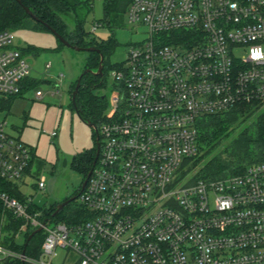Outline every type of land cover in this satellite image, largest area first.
<instances>
[{"label": "built area", "instance_id": "built-area-1", "mask_svg": "<svg viewBox=\"0 0 264 264\" xmlns=\"http://www.w3.org/2000/svg\"><path fill=\"white\" fill-rule=\"evenodd\" d=\"M127 18L144 37L110 72L98 156L77 192L83 216L53 221L23 191L44 189L45 177L28 182L35 152L0 120V262L264 264V161L215 179L188 171L203 117L240 104L264 111V0H131ZM29 70L0 31V98ZM33 231L43 233L36 256L1 243Z\"/></svg>", "mask_w": 264, "mask_h": 264}, {"label": "rangeland", "instance_id": "rangeland-1", "mask_svg": "<svg viewBox=\"0 0 264 264\" xmlns=\"http://www.w3.org/2000/svg\"><path fill=\"white\" fill-rule=\"evenodd\" d=\"M82 1L84 4L78 10V17L82 20L83 29L89 37L95 38L99 43L107 42L109 46L110 53L105 57V84L96 90L108 94L112 82L111 70L126 59L131 45L143 39L144 29L136 28L128 22V3L118 12L110 11L105 17V0ZM63 20L68 30L74 28L73 14L64 16ZM9 32L14 47L31 45L37 50V54L26 50L22 56L30 64L29 77L39 84L37 88L28 89L16 97L8 111L0 112V120L5 122L3 128L8 134L18 137L35 152L33 176L28 182L35 184L43 175L45 187L39 190L35 186H26L23 191L31 194L46 209L77 194L84 177L82 167L86 154L95 143L93 128L83 122L70 106V89L87 69L91 52L60 45L56 36L48 31L18 28ZM37 89L42 92L41 98L35 96ZM261 112L256 109L245 114V119L232 135L237 134L249 121L256 119ZM52 131H56L54 137L50 136ZM222 146L224 143L220 145ZM198 166L194 167L193 173ZM77 199L78 197L75 199L76 203ZM60 217L56 216L53 221L61 220ZM13 242L20 245L22 238Z\"/></svg>", "mask_w": 264, "mask_h": 264}, {"label": "trees", "instance_id": "trees-1", "mask_svg": "<svg viewBox=\"0 0 264 264\" xmlns=\"http://www.w3.org/2000/svg\"><path fill=\"white\" fill-rule=\"evenodd\" d=\"M131 0H105L104 16H108L110 11H119L120 8L130 3ZM84 4L82 0H0V31H11L18 28H29L36 31H48L53 29L73 46L89 47L95 46L99 52L92 51L87 60V69L93 71L97 69L100 54L104 60L102 73L94 74L86 72L81 76L78 91L75 94L74 102L70 101V106L77 111L82 121L98 124L104 117L107 107V94L99 93L96 90L105 84V57L110 53L107 42L99 43L95 38L88 36L82 27V20L78 17V10ZM27 8L31 14H28ZM73 14L74 28L68 30L63 17ZM61 45L62 42L58 40ZM63 45V44H62ZM21 53L30 51L37 54L34 47L19 48ZM121 63L116 64L117 68ZM39 82L29 76L23 79L20 91L17 94L0 98V112L8 111L13 100L26 92L28 89L37 88ZM76 82L70 89V98L75 88ZM255 109L247 104H240L227 112L208 115L203 117L198 125V143L201 153L195 157L188 167V171H193L198 166L193 178H221L229 174L243 171L244 167L253 162L264 161V111L258 114L257 118L249 121L237 134L233 131L245 119L244 115ZM224 143V146L220 147ZM203 151V153H202ZM95 152L86 154V160L82 167L84 178L92 168ZM208 157V158H207ZM207 158L205 162H202ZM0 188L6 189L0 183ZM56 204L44 209L45 213L53 216H61L59 219L66 222H74L76 217L83 216V210L75 200L68 202L57 213H54ZM5 216H10L5 213ZM71 216H76L71 217ZM14 222H9L3 226V230H8ZM28 237V236H27ZM22 240V244H15L11 237H3V246L20 252L25 250L26 256H36L39 252L40 244L43 240V233H35L29 240ZM0 264H21L18 259H4Z\"/></svg>", "mask_w": 264, "mask_h": 264}, {"label": "water", "instance_id": "water-1", "mask_svg": "<svg viewBox=\"0 0 264 264\" xmlns=\"http://www.w3.org/2000/svg\"><path fill=\"white\" fill-rule=\"evenodd\" d=\"M23 9H25V11H26L28 14H31V13L28 11L27 8H23ZM50 30H51V33H53V34L56 36V38H57L58 40H60V41L62 42V44L65 45V46L72 47V48H74V49H76V50H85V51H90V52H92V51L99 52V49H98L97 47H95V46H89V47L73 46V45H71L68 41H66L63 37H61L57 32H55L53 29H50ZM103 60H104V57H103V55L100 54V60H99V65H98V67H97V70H96V71H92V70H90V69H86V70H84V71L82 72V74L78 77V79L76 80L75 88H74V90H73V92H72V95H71V100H72V102H74L75 94H76V92L78 91V87H79V83H80L81 76H82L84 73H86V72H92V73H94V74H101V73H102V64H103ZM76 113H77V111H76ZM77 115H78V113H77ZM83 122H85L89 127L93 128V130H94V135H96V142H97L98 137H97V131H96L95 125H94L93 123H91V122H87V121H83ZM98 152H99V145H98V142H97V143H96L95 155H94V159H93L92 164L95 163V161H96V159H97V156H98ZM90 172H91V169L87 172L85 178L83 179L82 184H81V187H80V191L83 190V188H84V186H85V184H86V182H87V179H88V177H89V175H90ZM80 191H79V192H80ZM79 192H78V193H79ZM78 193L75 194V195H72V196H70V197L64 199L62 202L58 203V204L56 205V209H55V212H54V213H57V212H58L60 209H62V208L68 203V202H70V201H72V200H75L76 197H77V195H78ZM38 230H39V229H37V231H38ZM35 232H36V231H33V232L29 235L28 240L33 236V234H34ZM20 253H21V255H23V253H25V250L22 249ZM21 264H22V262H21Z\"/></svg>", "mask_w": 264, "mask_h": 264}, {"label": "clouds", "instance_id": "clouds-1", "mask_svg": "<svg viewBox=\"0 0 264 264\" xmlns=\"http://www.w3.org/2000/svg\"><path fill=\"white\" fill-rule=\"evenodd\" d=\"M261 55V50L260 49H255L253 50V58H258Z\"/></svg>", "mask_w": 264, "mask_h": 264}, {"label": "flooded vegetation", "instance_id": "flooded-vegetation-1", "mask_svg": "<svg viewBox=\"0 0 264 264\" xmlns=\"http://www.w3.org/2000/svg\"><path fill=\"white\" fill-rule=\"evenodd\" d=\"M94 124V123H93ZM95 125V127H96V124H94ZM94 137H95V143H94V146L92 147V149H91V151H94L95 152V150H96V135H94ZM83 179H84V177H83ZM83 181V180H82ZM81 184H82V182H81ZM81 187V185L79 186V188ZM60 203V202H59ZM58 204V203H57ZM56 204V205H57Z\"/></svg>", "mask_w": 264, "mask_h": 264}, {"label": "crops", "instance_id": "crops-1", "mask_svg": "<svg viewBox=\"0 0 264 264\" xmlns=\"http://www.w3.org/2000/svg\"><path fill=\"white\" fill-rule=\"evenodd\" d=\"M7 132V131H6ZM8 133V132H7Z\"/></svg>", "mask_w": 264, "mask_h": 264}]
</instances>
